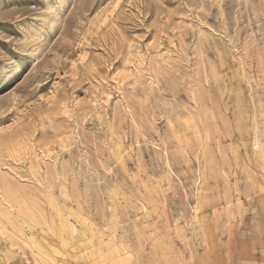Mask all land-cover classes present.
I'll use <instances>...</instances> for the list:
<instances>
[{"label":"rangeland","instance_id":"374dc122","mask_svg":"<svg viewBox=\"0 0 264 264\" xmlns=\"http://www.w3.org/2000/svg\"><path fill=\"white\" fill-rule=\"evenodd\" d=\"M0 264H264V0H0Z\"/></svg>","mask_w":264,"mask_h":264},{"label":"bare ground","instance_id":"6f19581e","mask_svg":"<svg viewBox=\"0 0 264 264\" xmlns=\"http://www.w3.org/2000/svg\"><path fill=\"white\" fill-rule=\"evenodd\" d=\"M262 163H263V162H262ZM81 238H82V237H81ZM81 238H80V239H81Z\"/></svg>","mask_w":264,"mask_h":264}]
</instances>
